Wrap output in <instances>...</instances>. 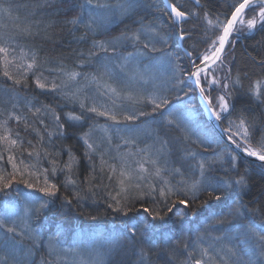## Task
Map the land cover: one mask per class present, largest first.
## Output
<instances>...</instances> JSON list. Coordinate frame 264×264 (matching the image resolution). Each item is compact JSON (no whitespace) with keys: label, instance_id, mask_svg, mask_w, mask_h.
<instances>
[{"label":"snow or ice","instance_id":"obj_1","mask_svg":"<svg viewBox=\"0 0 264 264\" xmlns=\"http://www.w3.org/2000/svg\"><path fill=\"white\" fill-rule=\"evenodd\" d=\"M57 2L70 3V0H41L33 7L55 9ZM193 3L199 6L201 0H193ZM139 6L140 0H83L75 6L78 8L77 16L66 23L71 24L74 30L81 27L84 29L80 37L83 41L90 34L95 36L106 29L109 21L134 15ZM24 7L27 8L28 5L25 4ZM151 7L161 13V17H157L160 23L144 26L141 22L139 29L126 31L113 40L93 39L88 53L79 54L80 59L76 67L80 71H77L67 69L60 61L53 65L51 60L40 55L41 49L28 46L38 40L55 44V33L48 31L53 25L42 26V22L35 19L37 11L31 12L23 19L19 15L12 16V9L5 8L0 3V64L4 68L3 75L11 81L12 91L27 90L34 85L40 93L62 95L69 103L78 104L80 108L79 114L73 110L66 113V118L62 119L50 105L34 102L18 94L14 97L10 95V107H0V161L5 160L4 154L7 153V164L11 165L12 169L7 175L0 173V193L8 195L14 183L23 184L30 190L22 192L19 188L14 189L23 201L22 208L13 210L7 204L4 206V214L0 217V244L6 247L10 245L14 252L19 246L18 251L23 258L32 255V249L24 242L34 243L37 240L32 227L33 219L50 210L55 204L54 198H58L60 185L50 180V175L54 177L58 171L64 173L62 184L65 190H68L69 185L72 186L71 198L68 195L63 197L61 211H69L74 201L79 208L82 200L95 199L98 190L104 191L107 208L128 218L124 223V241L134 250L138 247L136 254L140 264H152L151 255L156 253L152 233L163 231L170 218L169 214L175 215L174 210L178 205L192 210L196 207V201L200 200L199 206L210 207V201L223 204L231 193H245L249 190L247 172L236 170L238 156L234 153L254 157L261 161V167H264V112L260 113L257 120L251 107L242 108L233 118V113L236 112L233 99L236 94L246 95L249 103L254 102L257 109L264 108V79L257 80L245 89L239 76L231 79L230 61L226 53V49L230 50L234 46L245 33V29L251 32L257 29L258 24L264 29V0H238L230 12L224 14L223 19L217 16L215 20L209 18L207 11L201 18L198 11L181 10L177 0H164V8L157 4H152ZM4 15L12 22L11 28L2 22ZM164 16L167 20L162 19ZM190 18H194V26L185 29L183 25ZM164 24H167L169 29H179L176 35L179 41H185L196 33L201 34L198 43L205 45L203 50L195 55L192 50L186 52L191 65L189 70H183L177 59L168 51L169 41L162 34ZM124 42H130L134 48L127 56L119 54V45ZM157 53L159 55H156ZM94 60L95 71L85 73L83 69ZM117 60L122 62L114 63ZM260 63L264 66V61ZM10 67L16 71H9ZM158 68L171 70V87L157 85L156 82L160 78ZM117 69L119 73L116 72ZM225 69L228 73L222 76L221 73H224ZM45 71L50 77L45 76ZM117 76L120 77L119 87L116 86ZM81 81L85 82L84 87L81 86ZM92 85L95 86L94 95L85 91V87ZM217 89L219 92L213 97L212 93ZM197 90L199 98L205 101V107L215 121H226L225 126L221 128L224 134L222 139L234 146L226 153L214 152L211 156L198 158L199 154L187 147L189 144H196L205 152L211 147L208 138L192 139L184 117L185 111L191 107V100H185L184 97ZM99 97H105L111 101V105L106 102L98 103ZM174 100L178 103H173ZM117 101L120 102L119 105ZM141 104L150 105V110L134 107ZM85 113L105 117L112 121L113 125H123L114 129L117 134L134 133L138 131L136 122L142 117L155 119L159 115L162 118V126L166 125L180 133L177 140L185 144L186 155L190 158L188 167L183 163L179 167L169 166L168 161L163 159V145L167 141L160 142L161 148L147 146L123 153L119 152L120 145H117L118 155L110 156V149L102 147V143L106 142L109 146L112 144L110 132L113 129L110 126H101L104 138L97 142L93 135V125L78 135V142H81L84 148L83 158L88 161V175L81 178L78 174L79 160L72 149L65 147L56 151L53 138L63 140L69 136L68 129L77 126L83 129L84 121L93 119L92 115L85 116ZM12 123L18 130H13ZM258 130L261 134L257 140L253 133ZM21 131L26 134L34 133L38 138L37 143L26 140L21 136ZM121 139L125 145L135 143L134 138L130 136H121ZM50 146L52 151L48 150ZM41 150L52 165L51 169L37 171L36 164L29 165L25 162V152L28 158L35 156L39 159ZM61 152L66 154L68 159L62 166H58L56 157H59ZM106 155H109L112 162L105 159ZM96 156H99L100 160V175H97L94 159ZM225 156L229 157V168L223 167ZM217 165L223 169L220 176L214 174L220 171ZM232 170H236L234 174ZM41 176L43 186H38ZM31 177H35V182L29 179ZM105 180L108 184L104 183ZM81 184L87 187H81ZM109 188L110 191H105ZM149 200L154 206L150 208L142 205L146 216L140 218L130 215L137 211L133 201H144L146 204ZM228 208L226 214L211 213L214 225L218 226L217 231H222L224 225L230 224L233 218L244 215L245 210H248L239 200H233ZM57 227L59 228V225ZM214 240L222 247L218 250L211 245L201 247L200 257L194 258L192 264H251L250 259H245L249 252L253 256L264 257V219L260 221L259 228L245 226L238 234L225 231L223 236H216ZM233 240L237 243H233ZM123 247L124 242L119 239L108 241L105 254L119 251ZM49 250L52 256L58 257L61 254L51 240ZM170 253L174 255L175 249H171ZM157 258H162V255L157 253ZM13 259L14 264H21V260L15 256ZM101 259L100 253H97L95 260H81L79 264H101Z\"/></svg>","mask_w":264,"mask_h":264},{"label":"trees","instance_id":"obj_2","mask_svg":"<svg viewBox=\"0 0 264 264\" xmlns=\"http://www.w3.org/2000/svg\"><path fill=\"white\" fill-rule=\"evenodd\" d=\"M41 0H0L5 8L12 9V16L19 15L23 19L26 15L33 11H37L35 17L36 20L42 22L44 25H53L48 28V31L55 33L56 43H49L43 41H35L28 44L29 47L41 49L40 55L47 57L53 62H62L67 69H75L80 71L76 65L79 63V54L81 52L87 54L91 48L92 40H113L122 35L126 31H134L141 27V22L144 26H148L153 23H160L157 17H161V13L152 8V4L159 5L160 8H164V0H140V6L137 8L134 15L130 17H118L107 23L106 29L98 32L95 36L91 34L83 41L80 40L84 29L81 27L78 30H74L71 24H67L66 21L73 19L78 14V8L75 6L82 3L83 0H70V3L57 2L55 9H36L34 4L40 3ZM181 6V10L184 11H198L201 18L205 11L209 13V18L215 20L217 16L220 19L224 18V14L230 12L232 6L238 2V0H201L199 6L194 5L193 0H177ZM28 5L27 8L24 5ZM74 8L75 10H69ZM31 18V17H29ZM162 19L167 20L164 16ZM9 28L12 26V22L8 19L7 15H4L3 21ZM194 26V18H190L188 22L184 23L185 29H191ZM179 29H169L167 24L163 25V35L168 39L170 47L168 51L177 59L183 70H189L191 65L186 52L193 51L195 55L197 52L203 50L205 45L198 43L201 39V34L196 33L191 38L185 41H179L176 39V35ZM159 47V45H158ZM134 48L130 42H124L119 45V54L121 56H127L128 53L133 52ZM228 60L230 61L231 79L240 77L241 82L245 89L251 84H254L257 80L264 79V66L261 65V61H264V29L260 28V25L252 33L241 35L240 39L235 42L234 46L228 50L226 49ZM156 55H159L157 53ZM117 60L114 63H121ZM46 68L48 65L45 66ZM3 65L0 64V107H10V95H19L29 100L39 101L45 105H50L55 108L62 119L66 118V113L75 111L80 113L78 104L69 103L62 95L54 93L42 94L40 90L35 89L34 85L27 90H17L13 92L11 89V81L3 75ZM9 71L15 72L14 68H9ZM83 71L85 73H92L95 71V60L92 64H88ZM119 73V70H116ZM159 80L156 82L159 87H171V70L165 68L157 69ZM228 70L222 73V76L227 74ZM45 76L50 74L45 71ZM31 75L29 76V83H31ZM120 77L117 76V84L119 87ZM85 82L81 81V86L84 87ZM85 91L90 94V91L95 93V86L85 87ZM213 97L216 95L212 93ZM185 100H191V107L185 111L184 117L192 133V139L199 137L200 139L208 138L211 147L207 152L202 147L196 144H189L192 151L198 153L199 157L211 156L214 152L226 153L228 147L224 145L222 140L216 135L212 126L206 121L203 114V108L199 105L197 95L190 93L188 97H184ZM98 103H108L111 105V101L105 97H99ZM117 101V105H119ZM178 103V101H173ZM236 112L233 113V118L237 115L242 108L251 107L252 114L257 120L260 118V113L264 112V108L257 109L255 103H249V99L246 95L236 94L233 99ZM127 104V102H125ZM136 108H144L150 110V105H135ZM22 111H26L25 108H21ZM92 115L93 119L85 120V127L81 129L79 126L68 129L69 136L63 140L54 139V148L59 151L62 148L70 147L79 160L78 174L82 178L88 175L86 171L88 167V161L83 158L84 148L81 142H78V135L81 131H87L89 127L95 125L94 138L97 142H101L104 138V133L101 131V126H110L113 130L110 132L112 137V144L109 146L102 143V147L110 149V156H117V145H120L119 152L123 153L128 150L135 151L137 148H145L147 146H154L155 148H161L162 141H167L163 145V159L168 161L169 166L179 167L181 163L188 167V160L185 152V144L177 140V136L180 135L176 130L168 128L166 125L162 126V118L157 115L155 119L150 117H142L136 122L138 131L127 134L121 132L117 134L114 129L116 127H123V125H113L112 121L107 120L105 117H96L94 114L85 113V116ZM29 114V119H31ZM226 121L221 122V126H225ZM14 131L18 130L14 123L11 124ZM22 127V126H21ZM260 131L253 133L255 139L260 138ZM21 136L26 140H31L33 144L37 143L38 138L34 133L26 134L21 131ZM121 136H130L134 138V144L125 145ZM39 147V146H38ZM49 151L53 148L50 146ZM5 160L0 161V173L7 175L11 172V165L7 164V153ZM23 158L29 165L36 164L37 171L44 168L51 169L52 165L49 160L45 158L44 152L41 150L39 159L36 157L28 158L27 153H24ZM59 161L58 166H62L68 157L61 152L59 157H56ZM95 163L97 165V175H100L99 171V156H96ZM106 160H110L109 155L105 156ZM229 157L225 156L224 168H229L227 163ZM237 168L241 173L247 172L249 190L245 193H231L228 199L223 204H218L216 201H210L208 206L201 207L200 200L196 201V207L190 210L184 208L182 205H178L174 210L175 215L169 214L170 218L167 220V224L162 232L155 231L152 233L154 239L153 243L156 246V253L151 255L152 264H192L194 258L200 257V248L209 247L219 249L222 245L216 242L214 238L216 236H223L225 231L232 234H238L245 226L260 227V221L264 219V167L256 163L238 157L236 161ZM220 169V165H217ZM236 170H232L233 174ZM223 169L215 172L214 174L220 176ZM107 169H105V174ZM19 178V177H18ZM27 178V177H26ZM35 182V177L29 178ZM227 179V177H225ZM52 182L60 185V191L57 193L58 198L55 199L54 206L48 210L45 214L38 218H34L32 221V227L37 235V240L33 243L25 241V245L32 249V255L27 258H23L22 254L17 250L14 252L12 247L0 244V264H14L13 257L21 260V264H79V261L88 259H96V254L100 253L102 259L101 264H140L138 253V247L134 250L131 245H128L124 241L123 229L124 223L128 219L121 214L112 212L107 208V197L104 195V191L98 190V195L95 199L86 198L80 202V207L77 208L75 201L71 206V209L67 212L61 211L60 206L63 202V197L68 195L71 198L72 186H68V190L63 187L62 181L64 180V173L57 172L56 176L50 175ZM108 184V181H104ZM38 186H43V177H40V183ZM81 187H87L81 184ZM19 188L22 192L30 191L26 189L23 184H13V189L9 190L8 195L0 193V217L4 214V206L7 204L11 209H17L23 207V201L16 195L14 189ZM106 189L105 191H110ZM34 191V190H33ZM39 195V193H35ZM233 200H239L247 206L248 210H245V214L233 218L230 224L223 226L222 231H217L218 226L214 225L213 217L211 213H224L229 210L228 206L232 204ZM134 207L137 210L131 213L132 216H138L143 218L147 214L142 211V205L147 207H153L154 205L149 200L146 204L144 201H133ZM162 206V205H161ZM83 213V214H81ZM92 217H96L92 219ZM59 225V228L57 227ZM119 239L124 242L123 249L114 251L111 254H105V245L108 241ZM52 241L56 249L61 253L58 257L50 255L49 241ZM233 243H237L233 240ZM95 246V247H94ZM94 249V250H93ZM175 249V254L171 255L170 250ZM66 253V254H65ZM157 253L162 255V258H157ZM189 253H193L190 256ZM223 253H221L222 255ZM246 260L250 259L251 264H264V257L253 256L249 252Z\"/></svg>","mask_w":264,"mask_h":264},{"label":"water","instance_id":"obj_3","mask_svg":"<svg viewBox=\"0 0 264 264\" xmlns=\"http://www.w3.org/2000/svg\"><path fill=\"white\" fill-rule=\"evenodd\" d=\"M195 95H197V100H198L199 105H201V107L203 108V114L205 116L206 121L210 124V126H212V128L215 131L216 135L222 140V142L224 143V145L226 147H228V148L234 147V146H230L229 144L225 143L224 139H222V137H223L224 134L221 132V128L223 126H221V122L220 123H217L215 121L214 117H212L209 114L207 108L205 107V101L199 98V92H198V90L195 92ZM234 154H236L240 158H244V159L250 161L251 163H256L258 165H261L262 164L261 161L256 160L254 157H247L243 153L236 152Z\"/></svg>","mask_w":264,"mask_h":264},{"label":"rangeland","instance_id":"obj_4","mask_svg":"<svg viewBox=\"0 0 264 264\" xmlns=\"http://www.w3.org/2000/svg\"><path fill=\"white\" fill-rule=\"evenodd\" d=\"M259 26V24L257 25V27ZM256 30V29H255ZM254 31V30H253ZM253 31L251 32H248L246 29H245V33L244 34H247V33H252ZM215 67V66H214ZM222 75V73H221ZM217 92H219V89L216 90L215 94H217ZM95 93L93 91H90V95H94Z\"/></svg>","mask_w":264,"mask_h":264}]
</instances>
